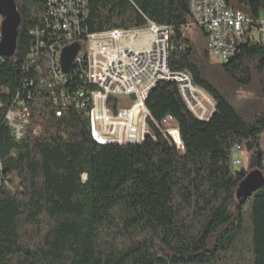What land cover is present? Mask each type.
<instances>
[{
	"label": "trees",
	"instance_id": "1",
	"mask_svg": "<svg viewBox=\"0 0 264 264\" xmlns=\"http://www.w3.org/2000/svg\"><path fill=\"white\" fill-rule=\"evenodd\" d=\"M12 2L13 50L0 55V264H264V184L236 199L248 170L232 163L238 146L264 174V106L240 115L218 80L238 86L256 76L264 93V46L245 37L226 62L207 54L196 62L184 35L187 0H87V33L173 28L170 69L188 72L217 105L210 121H200L175 82H160L146 105L154 120L177 121L184 153L151 121L153 134L140 144H100L88 104L61 107L39 84L35 69L43 64L29 57L30 31L42 26L45 0ZM225 2L253 22L264 14V0ZM78 44L84 52L85 36ZM77 86L86 91L79 81L64 90ZM20 102L27 122L16 140L5 117Z\"/></svg>",
	"mask_w": 264,
	"mask_h": 264
},
{
	"label": "built area",
	"instance_id": "2",
	"mask_svg": "<svg viewBox=\"0 0 264 264\" xmlns=\"http://www.w3.org/2000/svg\"><path fill=\"white\" fill-rule=\"evenodd\" d=\"M187 3L191 21L186 27H196L203 33L215 62L222 63L225 58L235 56L245 37L264 46V14L253 22L225 0H187ZM86 16L87 0H45L42 26L30 31L33 41L29 57L43 64L35 69L39 84L50 89L61 107L63 101H73L76 109L89 105L91 134L96 142L140 144L153 134L151 121L169 143L182 147L177 121L167 115L158 123L146 105L150 92L160 82H175L183 103L194 117L203 122L211 120L217 108L213 98L193 82L188 72L169 67L173 28L149 23L144 29L87 33L83 25ZM83 36L86 46L81 52L78 40ZM73 43L78 44V51L65 71L71 72V80H64L61 53ZM46 66H55V74H47ZM78 81L86 85V91L78 86L73 93L64 90ZM122 99L128 103L124 104ZM135 110H138L136 124ZM26 112V105L20 102L6 114L16 140L23 136ZM233 152L232 163L240 166L238 146Z\"/></svg>",
	"mask_w": 264,
	"mask_h": 264
},
{
	"label": "rangeland",
	"instance_id": "3",
	"mask_svg": "<svg viewBox=\"0 0 264 264\" xmlns=\"http://www.w3.org/2000/svg\"><path fill=\"white\" fill-rule=\"evenodd\" d=\"M16 20L17 14L12 0H0V49L4 48L8 42L12 41ZM184 35L189 39L192 54L196 62L202 61L206 54L211 62H215L209 55L204 36L198 28L186 27ZM218 80H221L225 87L230 104L240 115L245 116L246 113L253 115L262 110L264 106V93L260 90V83L256 76L253 77L249 84L238 86L225 80L221 75L218 76ZM133 99V96H130V100L133 101ZM121 101L124 102V104L128 103L127 99H122ZM161 120L157 122L159 123ZM259 142L264 162V132ZM178 151L183 154V147L180 146ZM240 156L241 165L237 166V168L244 167L250 170L256 167L254 156L251 153L241 151Z\"/></svg>",
	"mask_w": 264,
	"mask_h": 264
},
{
	"label": "water",
	"instance_id": "4",
	"mask_svg": "<svg viewBox=\"0 0 264 264\" xmlns=\"http://www.w3.org/2000/svg\"><path fill=\"white\" fill-rule=\"evenodd\" d=\"M14 38V35H13ZM13 50V39L11 42H8L4 48L0 49V55H9ZM78 51V44L73 43L70 46L63 49L61 53L60 63L61 68L65 72L71 60L76 55ZM138 110L134 112V120L133 123L136 124L137 121ZM138 144V143H137ZM132 145V144H129ZM136 145V144H135ZM264 184V174L257 167L248 170L244 178L238 183L234 195L236 199H242L246 195L250 194L260 186Z\"/></svg>",
	"mask_w": 264,
	"mask_h": 264
},
{
	"label": "bare ground",
	"instance_id": "5",
	"mask_svg": "<svg viewBox=\"0 0 264 264\" xmlns=\"http://www.w3.org/2000/svg\"><path fill=\"white\" fill-rule=\"evenodd\" d=\"M229 58H225L224 60H222V62H226L227 60H228ZM49 67V71H50V73L51 74H55V66H48ZM67 75V74H66ZM65 73H64V79H66L65 78Z\"/></svg>",
	"mask_w": 264,
	"mask_h": 264
}]
</instances>
